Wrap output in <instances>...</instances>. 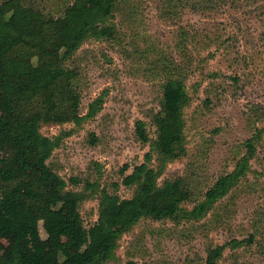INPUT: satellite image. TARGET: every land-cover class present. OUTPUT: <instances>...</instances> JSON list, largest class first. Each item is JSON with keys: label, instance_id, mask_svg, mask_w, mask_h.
Instances as JSON below:
<instances>
[{"label": "rangeland", "instance_id": "374dc122", "mask_svg": "<svg viewBox=\"0 0 264 264\" xmlns=\"http://www.w3.org/2000/svg\"><path fill=\"white\" fill-rule=\"evenodd\" d=\"M38 1L55 12L61 4L59 0ZM213 2L216 5L209 10L195 13L185 9L180 19L166 21L159 0H131L124 13L116 17L120 41L89 40L76 54L73 66L81 74L82 113L86 115L100 97L104 99L103 108L80 128L71 124L46 126L42 133L51 137L74 131L48 163L70 190H85V183L75 186L73 178L96 185L94 193L86 191L90 197L80 208L86 228L98 219L101 190L122 199L133 196V189L123 185L121 169L128 165L130 174L145 162L150 151L149 145L136 137L138 121L146 122L151 137H156L152 116L161 109L165 75L151 70L160 58H182L175 50L180 29L189 33L187 52L193 62V72L186 82L192 98L185 117L188 156L170 163L160 182L190 177L197 190L186 206L192 209L220 176L234 170V148L251 137L245 113L253 105L264 110V0ZM91 11L89 7L74 16L70 30L77 32ZM132 13L135 16L128 18ZM91 135L97 138L95 145L91 144ZM8 155L0 152V160ZM252 167L256 173L201 222L141 220L123 236L117 261L109 264H205L210 245L242 241L251 235L254 243L227 249L220 264H264V146ZM55 186V182L50 184V188ZM221 214L223 218L218 221ZM36 218L46 249L41 264H59L57 247L43 229L44 217ZM13 247L12 236L0 232V255L10 259ZM19 250L31 253L25 243Z\"/></svg>", "mask_w": 264, "mask_h": 264}, {"label": "trees", "instance_id": "16d2710c", "mask_svg": "<svg viewBox=\"0 0 264 264\" xmlns=\"http://www.w3.org/2000/svg\"><path fill=\"white\" fill-rule=\"evenodd\" d=\"M159 1L166 21L180 19L185 9L198 13L216 5L213 0ZM59 2L57 12L48 11L38 0L0 3V152H9L0 160V232L14 240L10 259L0 255V264L45 261L37 215L44 217L43 229L57 247L55 258L59 264L115 262L121 239L143 219L181 224L201 222L214 214L219 202L236 194L242 182L256 173L252 161L264 146V110L253 105L245 113L251 137L234 148V170L220 176L192 209L186 206L194 200L197 190L190 177L160 182L170 163L188 156L185 117L192 98L186 82L193 72V62L187 52L189 33L180 29L175 50L182 58H160L151 70L165 75L161 109L152 116L156 137H151L146 122L138 121L136 137L143 145H149L150 151L145 162L135 166L130 174L128 165L121 169L123 185L133 189V196L122 199L101 190L98 219L86 228L80 208L90 197L86 191L94 193L96 185L73 178L75 186L85 183V190H70L48 163L74 131L49 137L42 129L68 124L80 128L100 113L104 105L101 97L90 105L86 115L82 113L81 74L73 66L74 58L89 40L120 41L116 17L124 13L131 0ZM89 7L91 15L77 32H72V18ZM96 143L97 138L91 135V144ZM53 182L56 186L50 188ZM222 218L221 214L218 221ZM254 240L251 235L242 241L210 245L205 264H220L227 249L237 250ZM22 243L30 247V254L20 252Z\"/></svg>", "mask_w": 264, "mask_h": 264}]
</instances>
